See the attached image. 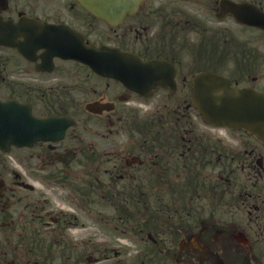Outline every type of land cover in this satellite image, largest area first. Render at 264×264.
Returning a JSON list of instances; mask_svg holds the SVG:
<instances>
[{
    "label": "flooded vegetation",
    "instance_id": "1",
    "mask_svg": "<svg viewBox=\"0 0 264 264\" xmlns=\"http://www.w3.org/2000/svg\"><path fill=\"white\" fill-rule=\"evenodd\" d=\"M134 3L137 9L132 15L120 23H108L78 0H0V103L13 101L24 106L30 117L54 115L73 120L57 144L10 147L8 153L0 150V264H38L26 257L23 241H35L40 233L50 234L59 222L46 210L47 202L36 199L33 185L6 166L5 158L20 159L23 152L25 159L40 161L34 170L26 169L25 176L46 173L52 164L62 166L52 162L56 153L72 151L82 160L100 158V123L89 119L106 121L107 127H113L116 122L111 119L124 110L131 113L128 154L143 159L144 164L131 165L122 174L131 178L134 170L145 166L147 174L164 175V169L153 160L159 157L155 150L164 149L163 127L156 130L151 121L145 130L150 137L135 140L147 122L135 123L133 113H139L137 101L150 102L146 110L160 113L165 108L163 97H176L180 84L186 85L187 78H180L176 69L178 63L191 59L177 57L186 48V38L180 40L182 33L197 37L193 45L205 48L207 61L211 59L208 50L212 39L217 36L231 86L264 94V42L260 41L264 33L249 25L264 15V0ZM245 33L249 36L244 39L241 34ZM82 46L118 48L142 61L167 60L175 66V88L156 87L149 98H140L78 61L61 57ZM230 61L234 63L229 68ZM84 91L88 99L79 102L75 98ZM88 104L95 105L97 115L85 110ZM224 131L227 142L217 140L220 145L209 148L204 205L189 203L194 206H189L194 221L191 227L178 230L176 256L187 254L189 264H264V143L243 128L225 127ZM191 140L195 138H176V152L182 150L176 155V165L181 167L176 177L187 173V165H195L196 147L185 143ZM104 155L111 158L112 153ZM185 160L187 163L181 164ZM37 226L43 229L37 231Z\"/></svg>",
    "mask_w": 264,
    "mask_h": 264
},
{
    "label": "rangeland",
    "instance_id": "2",
    "mask_svg": "<svg viewBox=\"0 0 264 264\" xmlns=\"http://www.w3.org/2000/svg\"><path fill=\"white\" fill-rule=\"evenodd\" d=\"M245 39L248 38V33L241 34ZM186 38V41L190 44H195L197 42V37L193 34H181V39ZM213 42L216 44L218 42L217 36H214ZM260 41L264 42V35L260 34ZM179 42V41H178ZM264 47V45H261ZM264 49V48H263ZM233 52V49L230 50ZM182 57H187L189 52L186 49L183 53H180ZM231 57H234L233 55ZM224 60V63H223ZM226 61L225 57L223 59L215 60L210 67V70L218 74L227 75L226 72ZM234 62L230 61L229 68ZM204 64H198V66H203ZM228 65V64H227ZM188 65H181V70L187 74V79L192 75V71L188 70ZM197 70V68H195ZM93 81L90 80L89 85H93ZM181 84L180 89L176 93V105L183 103V106H190L188 109L189 115L192 116L191 122L196 127V131H200L203 134L207 135V128L203 124L201 116L198 112L192 110L190 105L189 97H187L188 90H182ZM87 91L79 93L78 99L79 102H84L88 99ZM164 104L172 105L174 100L170 97V100H167V97H164ZM183 99V101H182ZM137 103L139 105H145L148 107L150 102L145 103L140 101ZM129 108H132L128 106ZM140 111L144 112V108H139ZM188 113V112H186ZM121 114H125L121 118ZM141 115V114H140ZM185 116V112H184ZM118 117V120L116 118ZM126 118H130L126 111L122 110L120 113H117L115 117L111 120L116 122L113 127H107L106 121L100 122V120L89 119L91 121H98L100 123V132L101 140L99 146L100 153H109L115 155L111 158H99L97 160L88 161L82 160L80 156H77L76 160L67 167H62L57 164H52L46 170V173L38 174L36 176H25V170L31 169L34 170L35 165H39L40 161H31L25 159V153L22 152L20 159H10L5 158L6 166L10 169H16L21 178L31 185L34 186L35 197L40 202H47L46 210L50 212V216L54 217L59 214L63 215V224L61 228L52 227V231L49 235L40 233L42 236L38 237L40 239H51L53 236L51 234L57 235V248L53 251V257L49 261L42 262L39 264H62L59 260V256L56 250H64L66 255H69L71 262L75 260L78 261V264H88L86 259L88 256H92L94 260L99 261L96 264H139L141 258H143L150 247V244L146 240L145 234L136 235L135 233L130 232L131 224H128V228L116 223L119 219V213L116 209L117 204L121 202L124 204V208L131 210L130 201H123V197H119L118 194L122 193V190L129 185L130 180L124 178L119 180L116 176L117 170L120 169V166L124 165V159L126 157L121 156L123 150L126 148L127 136L123 130V125ZM84 119V118H81ZM138 122V119H133ZM102 123V124H101ZM108 129L111 130V134H108ZM115 145V146H114ZM113 151L116 153L113 154ZM136 171H133L131 176L136 174ZM122 172V170H121ZM31 172H29L30 174ZM138 173L141 172L138 170ZM64 178V179H63ZM95 180L96 183L100 186V190L94 197V200L91 203H87L89 206L83 207L76 196V193L72 190L78 192L85 191V187H89L90 182ZM111 198V201L117 203L116 205L111 204L103 198L108 196ZM124 202V203H123ZM52 212V213H51ZM69 220V221H67ZM47 222V220H46ZM130 226V227H129ZM42 230L37 226V231ZM166 238L167 235L165 236ZM68 243V246L65 248L64 241ZM48 243V242H47ZM167 247L172 245L166 244ZM174 247V245H173ZM25 249V248H24ZM22 249V250H24ZM72 249V251L70 250ZM176 253V246L173 250ZM172 250L169 251L167 259L164 261L158 259V256L153 254H148L151 257L149 259L145 258L146 261L140 262L141 264H189V258L187 254L184 253L181 257L173 258L174 255ZM23 252V251H22ZM165 253V252H164ZM163 256V254L161 255ZM28 257V256H26ZM37 258L35 254L30 256V260ZM149 263H146L148 262ZM32 264V261L30 262Z\"/></svg>",
    "mask_w": 264,
    "mask_h": 264
},
{
    "label": "water",
    "instance_id": "3",
    "mask_svg": "<svg viewBox=\"0 0 264 264\" xmlns=\"http://www.w3.org/2000/svg\"><path fill=\"white\" fill-rule=\"evenodd\" d=\"M79 1L88 11L105 20L112 17L118 19L125 13H132L136 7L133 0ZM254 25L264 30V17ZM95 52L97 55H92L91 60L82 55V62L98 73L111 62L112 77L129 87L136 82L134 88H137V85L144 81L157 82L163 87L174 85V70L166 62L139 63L118 50L100 49ZM103 71L108 73V69ZM191 103L199 111L204 122L215 127H223L226 123H229L231 128L244 127L264 142V95L248 94L243 90L231 88L226 79L204 72L193 78ZM61 121L62 119L53 117L44 120L29 119L28 112L22 108L10 103L0 106V145L32 147L37 141H56L68 127V124L63 125ZM52 126L59 130L55 138L46 136L47 128ZM73 159L74 156L68 154L61 161L68 165ZM88 262L93 263L91 258H88Z\"/></svg>",
    "mask_w": 264,
    "mask_h": 264
},
{
    "label": "trees",
    "instance_id": "4",
    "mask_svg": "<svg viewBox=\"0 0 264 264\" xmlns=\"http://www.w3.org/2000/svg\"><path fill=\"white\" fill-rule=\"evenodd\" d=\"M191 118L192 116L189 115V112L187 115H182L178 118L175 114L166 115L163 125V129H165L164 149L162 152L156 149V152L164 156L162 167L165 171L162 176V182H160V178L149 174L148 176L152 180L146 186L144 183L145 179L137 175L136 180L129 183L122 190V193L118 194L119 197H123L124 202L126 200L131 202V210H127L126 207L124 208L125 205L121 202L117 204L111 201L109 195L103 197L111 204H117L116 209L119 213L118 224L123 225L126 229L128 228V224H131V227L129 226L130 232L136 235H141L142 233L145 236L150 235L157 241V244L150 245L147 254L143 258L137 260L139 264L146 261L147 258L150 261L151 257L148 254L158 256V259H160L158 250L169 248L166 244L175 245L176 229L183 230L186 227H191L192 221H194V218L190 214L192 210H189V206L193 205L187 203L196 202L199 199L204 200L203 195H205L206 180L203 170L206 151L202 146L207 140L204 142L201 139L204 138V135L196 132L191 123ZM183 136L190 139L196 138V142L195 140L186 142L188 147L194 144L197 148L196 165L194 167H188L187 165V174L185 176L172 177L168 172L176 171V138ZM179 143L183 144L182 142ZM186 163V160L185 162H181V164ZM158 165L160 166V162ZM72 191L76 193L79 203L85 207L88 203L87 200H89L88 191L85 190L82 193L74 189ZM179 203H183L184 205H179ZM178 210L182 211L179 212ZM183 211L186 213L183 214ZM166 235L168 238L165 237ZM63 242L66 248L68 243L65 240ZM56 244V239L54 241L50 240L47 247L40 249L42 256H51L54 249L57 248ZM70 250L72 251V249ZM56 252L62 264L76 263V261L74 263L70 261L69 255H66L64 250H56ZM161 259L164 261L166 257H162ZM149 261L146 263H149Z\"/></svg>",
    "mask_w": 264,
    "mask_h": 264
}]
</instances>
